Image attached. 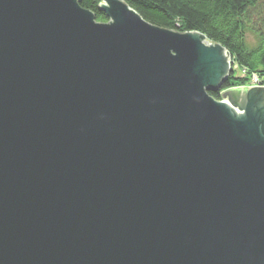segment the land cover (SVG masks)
<instances>
[{
	"label": "water",
	"instance_id": "1",
	"mask_svg": "<svg viewBox=\"0 0 264 264\" xmlns=\"http://www.w3.org/2000/svg\"><path fill=\"white\" fill-rule=\"evenodd\" d=\"M100 1L0 0V264H264V87Z\"/></svg>",
	"mask_w": 264,
	"mask_h": 264
},
{
	"label": "trees",
	"instance_id": "2",
	"mask_svg": "<svg viewBox=\"0 0 264 264\" xmlns=\"http://www.w3.org/2000/svg\"><path fill=\"white\" fill-rule=\"evenodd\" d=\"M147 23L178 33L196 32L209 42L220 44L231 56L233 65L245 70L264 87V24L261 30L249 25V13L261 0H120ZM100 0H80L79 6L91 12L97 23L108 19L99 10ZM254 35L253 45L246 43ZM245 80L229 76L216 92H208L215 101L220 93L242 87Z\"/></svg>",
	"mask_w": 264,
	"mask_h": 264
},
{
	"label": "rangeland",
	"instance_id": "3",
	"mask_svg": "<svg viewBox=\"0 0 264 264\" xmlns=\"http://www.w3.org/2000/svg\"><path fill=\"white\" fill-rule=\"evenodd\" d=\"M100 3H103L102 1H100ZM249 15V25H252V27H258V30H261L262 27L261 24H264V0H261L257 6V8L252 11L251 13L248 14ZM246 43L249 45H253L254 43V35H250L248 34L246 37ZM230 68L231 71L228 75L231 76L233 75L234 77H241L242 79L245 80V85H243L242 87H238V88H249V87H262V86H258L259 84V80L256 77L250 76L245 70L238 68L235 64L233 65L230 64ZM225 92V91H224ZM222 93H220V101H226L227 99H225V97L223 98Z\"/></svg>",
	"mask_w": 264,
	"mask_h": 264
},
{
	"label": "bare ground",
	"instance_id": "4",
	"mask_svg": "<svg viewBox=\"0 0 264 264\" xmlns=\"http://www.w3.org/2000/svg\"><path fill=\"white\" fill-rule=\"evenodd\" d=\"M197 34H198V33H197ZM226 104H227V106H229V105H228V102H226ZM229 107H230V106H229Z\"/></svg>",
	"mask_w": 264,
	"mask_h": 264
},
{
	"label": "built area",
	"instance_id": "5",
	"mask_svg": "<svg viewBox=\"0 0 264 264\" xmlns=\"http://www.w3.org/2000/svg\"><path fill=\"white\" fill-rule=\"evenodd\" d=\"M253 77H255V76H252V78H253ZM258 84H259V83H258ZM258 86H260V85H258Z\"/></svg>",
	"mask_w": 264,
	"mask_h": 264
}]
</instances>
